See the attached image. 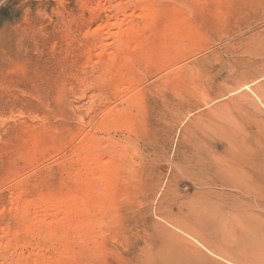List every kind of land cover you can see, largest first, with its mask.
<instances>
[{"label":"rangeland","instance_id":"obj_1","mask_svg":"<svg viewBox=\"0 0 264 264\" xmlns=\"http://www.w3.org/2000/svg\"><path fill=\"white\" fill-rule=\"evenodd\" d=\"M43 263L264 264V0H0V264Z\"/></svg>","mask_w":264,"mask_h":264},{"label":"bare ground","instance_id":"obj_2","mask_svg":"<svg viewBox=\"0 0 264 264\" xmlns=\"http://www.w3.org/2000/svg\"><path fill=\"white\" fill-rule=\"evenodd\" d=\"M145 7L147 8V5H146ZM145 7H144V8H145ZM146 8H145V9H146ZM147 9H148V8H147ZM145 11H146V10H145ZM122 22H123V21H122ZM122 22H120V23H122ZM116 23H117V22H116ZM123 23H125V21H124ZM118 25H119V23H118ZM120 26H121V25H120ZM120 26H119V27H120ZM121 27H123V25H122ZM124 28H125V26H124ZM129 28H130V27H129ZM120 30H121V29H120ZM122 30H123L124 32L127 33L126 36H128V34L131 33V29H128V30H130V32L127 31V30H124L123 28H122ZM122 30H121V31H122ZM123 31H122V34L125 35V34L123 33ZM119 33L121 34L120 31H119ZM118 36H119V35H118ZM119 37H120L119 40H120V39H122V40L125 39V38H123L124 36L121 37V35H120ZM128 37H129V36H128ZM126 38H127V37H126ZM115 40H117V39H115ZM128 40L130 41V39H128ZM115 42H117V41H115ZM118 42H119V41H118ZM123 42H124V41H123ZM123 42H121L122 46H123ZM124 43L126 44V42H124ZM121 44H120V45H121ZM125 44H124V46H127V44H126V45H125ZM115 45H116V43H115ZM116 46H117V45H116ZM122 46H120V47H122ZM117 47H118V46H117ZM120 47H119V48H120ZM119 48H118V49H119ZM120 49H121V48H120ZM134 50L136 51L135 48H134ZM246 87H247V86H245V88H246ZM247 88H248V87H247ZM33 137H34V136H33ZM222 137H223V135H222ZM34 141H35V140L33 139V142H34ZM31 143H32V141H31ZM34 143H35V145H36V146L34 145L35 147H39V146H37L36 141H35ZM37 143H39V142H37ZM38 145H39V144H38ZM87 145L89 146V144H87ZM87 145H86L84 151H87V152L89 153V150H86ZM90 145L93 146L92 144H90ZM32 146H33V145H32ZM91 146H89V148L91 149L90 153L96 149V148H95L96 145H94V147H93L94 150H92ZM89 148H87V149H89ZM90 153H89V154H90ZM31 157H32V156H31ZM34 157H35V155H33V159H35ZM92 157H93V156H92ZM30 159H32V158H30ZM90 159H91V158H90ZM93 159H94V160L91 159L92 162L95 161V162H97V163H95V164L93 163L94 165H93L92 168H91V167H88L89 164H91V163H89V160H88V163H87L88 166H87V167H88L89 169H90V168H91V169L89 170L88 168H86V169L89 171L88 173H86V174H87L86 177H87V186H88V187H90V186H92V185L94 186L95 182H96V183H97V182H98V183H101L100 180H101V178L104 177V175H105L104 173H103V175L100 174L102 171H101L100 173L97 172V170H99V165H98L99 162H98V160H96L95 158H93ZM91 160H90V161H91ZM33 161H34V160H33ZM34 162H35V161H34ZM26 163H27V162H26ZM32 164H33V163H32ZM91 165H92V164H91ZM91 165H90V166H91ZM98 173H99V174H98ZM98 175L101 176L100 179H99ZM97 178H98V179H97ZM106 178L108 179V177H104V179L106 180V182L104 181L105 183L103 182V179H102V183L104 184V185H103L104 187H103L102 189H99V190H100L99 192H100V194H101V196H102L103 199H105V197H107V196H110V195L112 196V194H111L112 191L108 188V185H107V186L105 185V184H107V179H106ZM96 180H97V181H96ZM98 180H99V181H98ZM108 182H109V181H108ZM95 185H96V184H95ZM97 185H98V184H97ZM101 186H102V184H101ZM19 187H20V186H19ZM18 190H19V189H18ZM16 193H17V192L15 191L14 194L17 195V196H15L16 200H15V198H14L15 202L12 203V207L15 208V210L17 211V209L20 207V203H21V202H20L21 193H20V192L17 193V194H16ZM22 195H24V194H22ZM107 198H108V197H107ZM110 198H112V197H110ZM105 200H106V199H105ZM109 200H110V199H109ZM109 200H107L106 202L108 203ZM21 201H22V200H21ZM51 206H52V205H51ZM55 207H56L55 209H54L53 207H52V208H53L55 211L57 210V214H55V215H56L55 219H57V220H55V221L53 220V222H57V221H58L59 223H61V224H59V227H60V225H64V226L71 227V225H73V224H74V226H75V225H76L77 218L79 217V216H78L79 214L82 215V216L79 218V220H80L81 218H83L84 216H86L85 212H86L87 210L85 209V207H82V208L80 209V207L74 205L73 203H62V204H59V205H57V206H55ZM20 208H21V207H20ZM23 208H24V207L22 206V209H23ZM10 209H11V208H10ZM38 209H41V208H38ZM38 209H37V210H38ZM10 211H11V210H10ZM16 211H15V212H16ZM19 211H21V209H20ZM38 211H39V210H38ZM38 211H35V212L32 211V213L36 215V212H38ZM52 211H53V210H52ZM52 211H51V212H52ZM40 213H41V212H40ZM27 214H28V213H27ZM29 214H30V213H29ZM41 214H42V213H41ZM41 214H38V213H37V216H39V215H41ZM46 214H48V213H46ZM50 214H51V213H50ZM48 215H49V214H48ZM42 216H43V214H42ZM49 216H50V215H49ZM31 217H32V216H31ZM43 217H44V216H43ZM53 217H54V216H53ZM53 217H52V218H53ZM84 218H85V217H84ZM84 218H83V219H84ZM45 219H46V218H44V220H43L42 222H44ZM51 220H52V219L50 218V222H51ZM69 220H70V221H69ZM75 220H76V221H75ZM39 221H41V220H39ZM74 221H75V222H74ZM80 221H82V220H80ZM80 221H79V222H80ZM84 221H85V220H84ZM42 222H41V225H42ZM48 222H49V220H48ZM73 222H74V223H73ZM82 222H83V221H82ZM39 223H40V222H39ZM45 223H46V221H45ZM83 223H84V222H83ZM79 224H80V225H79ZM79 224H78L77 226H80V227H81V226L83 225V224L81 225V223H79ZM50 225H51V223H50ZM42 226H43V225H42ZM48 226H49V224H48V225H45V227H48ZM52 226H54L55 231H57L56 229L59 228V227L55 226L54 224L51 225V227H52ZM56 227H57V228H56ZM48 228H50V227H48ZM61 228H62V226H61ZM66 228H67V227H66ZM66 228H65V229H66ZM48 230H49V229H48ZM18 234H19V233L14 234V235H7V236H6L7 238H6V237H5V238H6V239H11L12 237H13V238H15V237L18 238V237H17ZM46 263H47V262H46ZM48 263H49V262H48ZM43 264H44V263H43Z\"/></svg>","mask_w":264,"mask_h":264}]
</instances>
